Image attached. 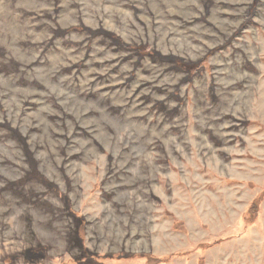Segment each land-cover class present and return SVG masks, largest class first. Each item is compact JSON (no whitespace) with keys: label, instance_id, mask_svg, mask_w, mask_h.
Listing matches in <instances>:
<instances>
[{"label":"rangeland","instance_id":"1","mask_svg":"<svg viewBox=\"0 0 264 264\" xmlns=\"http://www.w3.org/2000/svg\"><path fill=\"white\" fill-rule=\"evenodd\" d=\"M0 264H264V0H0Z\"/></svg>","mask_w":264,"mask_h":264}]
</instances>
